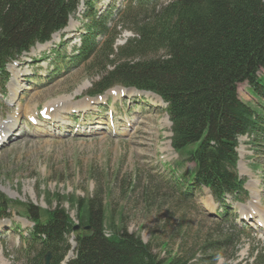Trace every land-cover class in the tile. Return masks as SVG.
<instances>
[{
	"label": "trees",
	"instance_id": "1",
	"mask_svg": "<svg viewBox=\"0 0 264 264\" xmlns=\"http://www.w3.org/2000/svg\"><path fill=\"white\" fill-rule=\"evenodd\" d=\"M125 1L118 13L112 6L103 14L85 12L91 20L70 61L86 63L89 72L99 75L89 95L122 85L163 98L173 123L172 145L181 162L194 164L184 175V195L191 197L196 189L209 188L223 207L218 219L226 221L231 210L226 200L242 202L248 196L246 180L238 173L239 137L264 138V105L245 102L238 92V84L247 81L253 96L264 104V75H259L264 68V0ZM79 6L80 0H0L3 97L8 63L37 43L51 40ZM126 29L133 36L116 45ZM45 199L50 208L14 201L0 192L2 216L11 205L21 204L33 222L24 237L27 264H46L48 252L49 264H64L73 236L75 256L65 264H199L182 254L162 258L140 235L116 226L99 191L91 197L48 191ZM65 204L76 210L77 222ZM76 223L81 227L77 231ZM213 248L218 251L221 246ZM221 255L213 254L212 263ZM250 257L246 264H264V248Z\"/></svg>",
	"mask_w": 264,
	"mask_h": 264
},
{
	"label": "rangeland",
	"instance_id": "2",
	"mask_svg": "<svg viewBox=\"0 0 264 264\" xmlns=\"http://www.w3.org/2000/svg\"><path fill=\"white\" fill-rule=\"evenodd\" d=\"M110 6L122 8L123 0H80L67 26L71 30L66 27L49 41L52 46L36 44L8 65L12 77L6 97L0 94V126L14 117L18 120L0 144V192L47 209L45 192L91 197L99 191L116 226L140 235L162 258L182 254L199 264H214L212 255L219 252L215 264H246L251 252L264 248V230L235 228L232 220L238 222L239 215L251 213L252 224L264 222V138H239V173L249 195L243 203L232 202L230 219H218V203L207 188L186 197L184 175L194 165L181 162L172 146V124L164 101L157 94L133 93L121 85L92 97L88 92L99 75L89 72L86 63L69 59L91 20L84 12L101 13ZM132 36L131 30H122L118 45ZM259 75H264V68ZM14 82L21 85L18 96L13 95ZM238 92L245 102L264 105L247 81L238 84ZM59 98L68 101L61 117L40 119V112ZM85 103L91 105L82 109ZM61 106L55 105L56 110ZM29 114L38 121L31 122ZM4 137L0 135V141ZM65 207L77 222L76 210ZM0 227V264H27L24 237L33 222L24 207L7 208L0 215ZM106 232H110L108 219ZM69 242L64 263L75 256L74 236ZM214 244L221 248L216 251Z\"/></svg>",
	"mask_w": 264,
	"mask_h": 264
},
{
	"label": "bare ground",
	"instance_id": "3",
	"mask_svg": "<svg viewBox=\"0 0 264 264\" xmlns=\"http://www.w3.org/2000/svg\"><path fill=\"white\" fill-rule=\"evenodd\" d=\"M72 28V27H70ZM69 27H67V30H71ZM51 43H46V45L42 46V48H46L48 47ZM40 46V45H39ZM40 48V47H38ZM41 48V49H42ZM21 70V69H20ZM22 71V70H21ZM25 72V71H23ZM19 78H20V75L18 74L17 75ZM11 80V79H10ZM16 84V89L13 90L14 91V96H18L19 94V90L21 88V85L19 84V82H14ZM9 85V84H8ZM11 90V89H10ZM133 93H139V91H132ZM149 93V92H147ZM11 94H12V91H11ZM158 98H160L159 96H157ZM65 102H68L67 99L65 98H59L58 100L55 101V104H53V106L51 107H47V114H49L51 116V118H59L61 117V114H62V110H64L65 108L68 109V103H65ZM95 102V101H94ZM54 103V102H53ZM55 105H62L61 107H59L57 110H56V107ZM88 105H91L89 103H85V105L82 106V109H84L85 107H87ZM67 106V107H66ZM29 116H33V114H29ZM17 120H18V117H14V120L12 122H7L5 124H3V126H0V135H2V137H4L1 141H3L8 135H10V131L14 129V127L16 126L17 124ZM11 135H12V132H11ZM11 137V136H10ZM9 138V137H8ZM258 182L255 181V182H252V185L255 186V184H257ZM1 228V227H0ZM1 231V229H0Z\"/></svg>",
	"mask_w": 264,
	"mask_h": 264
},
{
	"label": "water",
	"instance_id": "4",
	"mask_svg": "<svg viewBox=\"0 0 264 264\" xmlns=\"http://www.w3.org/2000/svg\"><path fill=\"white\" fill-rule=\"evenodd\" d=\"M80 228H81V227H80L79 224H77V225L74 226V230H75V231H76V230H79ZM85 229H90V226H86ZM93 232H94V231L92 230L89 234H86V236L91 235ZM50 257H51V253L49 252V253H47V255H46V263H47V264L49 263Z\"/></svg>",
	"mask_w": 264,
	"mask_h": 264
}]
</instances>
